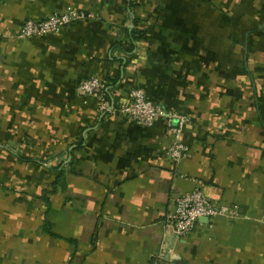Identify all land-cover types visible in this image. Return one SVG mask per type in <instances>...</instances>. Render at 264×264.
<instances>
[{"label":"crops","instance_id":"0c3cea01","mask_svg":"<svg viewBox=\"0 0 264 264\" xmlns=\"http://www.w3.org/2000/svg\"><path fill=\"white\" fill-rule=\"evenodd\" d=\"M69 8L86 17L16 38ZM92 77L184 117L188 155L169 159L164 119L80 96ZM197 186L236 217L176 238ZM0 264H264V0H0Z\"/></svg>","mask_w":264,"mask_h":264},{"label":"built area","instance_id":"2783aa9c","mask_svg":"<svg viewBox=\"0 0 264 264\" xmlns=\"http://www.w3.org/2000/svg\"><path fill=\"white\" fill-rule=\"evenodd\" d=\"M86 14L73 8L60 13H53L43 20H29L16 33V38L26 40L36 37L58 34L63 28L83 20ZM105 84L98 78L84 80L78 87V93L83 97H95L99 102V110L107 115L114 113L133 122L151 125L159 119L166 121V126L172 136L168 147V157L173 162L185 158L188 148L181 142V133L185 118L175 113L167 112L162 105L148 99L141 89L130 91L129 103L114 105L108 103L102 96ZM236 217V212L226 206L216 204L208 198L197 186L193 191L179 196L172 211L168 215L167 226L176 238H185L193 232L199 220L216 217Z\"/></svg>","mask_w":264,"mask_h":264},{"label":"trees","instance_id":"16d2710c","mask_svg":"<svg viewBox=\"0 0 264 264\" xmlns=\"http://www.w3.org/2000/svg\"><path fill=\"white\" fill-rule=\"evenodd\" d=\"M134 28L129 32V37H130V41L132 43V46L130 49L126 50L124 48H122L121 46L119 45H115L114 46V49L115 50H118L120 52H122L124 55L128 56L132 53L133 49H134V45L136 43V41H138L139 39H142L143 36H144V32H142L141 30H138L137 29V24L136 22H134ZM102 81V80H101ZM105 85V89L103 91V98L108 102V103H112L113 102V97L111 95V92L115 89V86L118 82V79H115V80H112L110 78H107L105 81H102ZM99 103V102H98ZM78 148V144H77V147L76 149ZM60 168H62V164H60L58 166L57 169L59 170H56L59 172V175L61 176L62 175V171L60 170ZM55 185H56V182H55Z\"/></svg>","mask_w":264,"mask_h":264},{"label":"water","instance_id":"95a60500","mask_svg":"<svg viewBox=\"0 0 264 264\" xmlns=\"http://www.w3.org/2000/svg\"><path fill=\"white\" fill-rule=\"evenodd\" d=\"M204 219L208 221V219H207V218H204Z\"/></svg>","mask_w":264,"mask_h":264}]
</instances>
